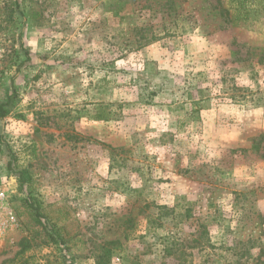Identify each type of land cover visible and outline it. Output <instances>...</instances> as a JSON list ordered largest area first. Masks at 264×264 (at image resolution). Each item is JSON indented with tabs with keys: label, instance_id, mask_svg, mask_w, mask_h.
<instances>
[{
	"label": "rangeland",
	"instance_id": "obj_1",
	"mask_svg": "<svg viewBox=\"0 0 264 264\" xmlns=\"http://www.w3.org/2000/svg\"><path fill=\"white\" fill-rule=\"evenodd\" d=\"M0 105V264H264V0H0Z\"/></svg>",
	"mask_w": 264,
	"mask_h": 264
},
{
	"label": "trees",
	"instance_id": "obj_2",
	"mask_svg": "<svg viewBox=\"0 0 264 264\" xmlns=\"http://www.w3.org/2000/svg\"><path fill=\"white\" fill-rule=\"evenodd\" d=\"M7 110L5 109V106L4 105H0V120L3 121L5 119V117L7 116ZM99 120H105V117L104 116H99L98 117ZM36 213L39 214V211L36 210ZM61 242L62 243H65V241L61 238Z\"/></svg>",
	"mask_w": 264,
	"mask_h": 264
},
{
	"label": "built area",
	"instance_id": "obj_3",
	"mask_svg": "<svg viewBox=\"0 0 264 264\" xmlns=\"http://www.w3.org/2000/svg\"><path fill=\"white\" fill-rule=\"evenodd\" d=\"M4 198H5V193L3 192L2 187L0 185V201L4 200Z\"/></svg>",
	"mask_w": 264,
	"mask_h": 264
}]
</instances>
